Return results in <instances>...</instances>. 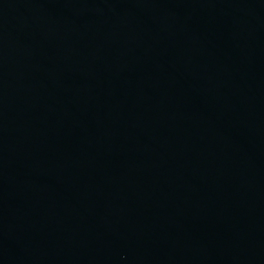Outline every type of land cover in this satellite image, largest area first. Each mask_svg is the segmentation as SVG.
<instances>
[{"label": "water", "instance_id": "95a60500", "mask_svg": "<svg viewBox=\"0 0 264 264\" xmlns=\"http://www.w3.org/2000/svg\"><path fill=\"white\" fill-rule=\"evenodd\" d=\"M0 264H264V0H0Z\"/></svg>", "mask_w": 264, "mask_h": 264}]
</instances>
